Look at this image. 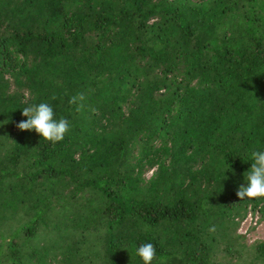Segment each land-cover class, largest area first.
Here are the masks:
<instances>
[{
	"label": "trees",
	"instance_id": "1",
	"mask_svg": "<svg viewBox=\"0 0 264 264\" xmlns=\"http://www.w3.org/2000/svg\"><path fill=\"white\" fill-rule=\"evenodd\" d=\"M257 148L264 0H0V264H264Z\"/></svg>",
	"mask_w": 264,
	"mask_h": 264
},
{
	"label": "clouds",
	"instance_id": "2",
	"mask_svg": "<svg viewBox=\"0 0 264 264\" xmlns=\"http://www.w3.org/2000/svg\"><path fill=\"white\" fill-rule=\"evenodd\" d=\"M22 115L27 117V119L19 123L18 128L20 130H34L44 140L53 145L63 141L66 134L70 131L68 119H57L50 102L28 104L22 109ZM245 162H251V166L243 174L244 182L238 186L237 195L241 199L245 197L252 199L264 198V148L249 151ZM228 167L223 170L225 179L227 178L225 170ZM135 253L142 261V264H153L157 250L153 243L141 242L136 247Z\"/></svg>",
	"mask_w": 264,
	"mask_h": 264
},
{
	"label": "rangeland",
	"instance_id": "3",
	"mask_svg": "<svg viewBox=\"0 0 264 264\" xmlns=\"http://www.w3.org/2000/svg\"><path fill=\"white\" fill-rule=\"evenodd\" d=\"M257 218H252L251 216L247 219V221L242 225V228L240 230L241 234H246L248 235V243L251 244L253 242H256L258 240L264 241V222L258 223ZM252 226H256L254 230H250ZM250 230V231H249Z\"/></svg>",
	"mask_w": 264,
	"mask_h": 264
}]
</instances>
